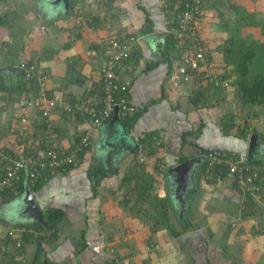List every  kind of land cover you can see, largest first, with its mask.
<instances>
[{
	"label": "crops",
	"instance_id": "obj_1",
	"mask_svg": "<svg viewBox=\"0 0 264 264\" xmlns=\"http://www.w3.org/2000/svg\"><path fill=\"white\" fill-rule=\"evenodd\" d=\"M19 1L20 4L0 12L10 11L9 20L21 14L22 21L21 26L11 22L0 26V38L3 39L0 67L17 68L15 58L20 51L21 59L31 61L49 75L47 87L52 92L74 94L85 92L90 85L94 87L99 83V69L107 56V39L129 33L141 38L137 45L141 50L137 52L135 47L128 61L134 66L128 97L141 110L129 133L133 140L118 134L117 127L122 128V125L119 120L113 121V115L92 131L91 145L77 167L44 180L33 191L42 213L49 208H61L65 213L59 237L51 244L42 242L44 253L38 263L54 264L55 261L57 264L64 260L68 264H264V201L256 196L236 193L225 183L207 184L197 166L190 172L189 193L183 194L184 209L182 200L175 194L176 184L167 180L168 173L154 179L152 184L156 194L161 198L168 197L169 207L164 214L153 206L148 207L149 201L138 203L133 186L121 185L126 174L142 173L134 166L131 145L135 136L144 131L160 132L163 145L159 163L167 170L180 163L178 160L182 155L196 157L199 148H222L248 160L264 161V116L260 115L264 108L256 107L260 109L258 116L245 119V112L240 113V93L234 83L235 76L230 75L233 63L223 62L224 55L220 58L214 52V48L218 51L217 48L224 45V37L215 28L218 19L214 11L218 3L224 4L222 0H203L204 18L197 37L211 54L210 72L214 78L201 79L200 74L196 75L198 82H202L200 85L210 89L199 97L187 96L190 83L178 74L181 64L178 48L165 47L167 36L173 38L172 28L166 22L171 6L169 0H73L75 9L81 10L79 24L74 15L67 14L60 0ZM229 2L239 4V0ZM261 2L264 10V0ZM25 21L27 24L23 26ZM12 28L17 31L8 33ZM55 28L59 29L57 34L52 31ZM28 31L32 36L43 31L47 38H55L51 51L42 55L32 43L21 42ZM13 35L20 39L13 40ZM44 63L48 64L46 68L38 66ZM147 64L150 65L148 68ZM18 71H6L3 75L0 71V85H4L2 89L0 86L1 95L16 99L30 92L20 85ZM172 73L182 77L176 85L171 80ZM225 76L223 82L221 78ZM217 85L223 87L216 91L213 87ZM231 113L240 126L256 129L260 143L252 153L249 152L251 135L243 138L235 136L231 130L229 134L223 132L221 120L229 119ZM29 114L30 121L37 123V114L33 110ZM6 125L7 115L0 113V130ZM47 125L58 147L67 148L87 124L82 118L72 119L53 112ZM97 140L100 147L95 145L97 150H93ZM99 167H105L109 172L96 182L93 178ZM20 194L13 199H19ZM208 199L213 203H207ZM4 202L8 203V200ZM11 208V214L0 216L3 231L18 227L33 232L34 236L43 233V229L27 228L35 220L22 211V205L14 204ZM207 208L213 212L205 213ZM7 222L11 224L6 225ZM70 231L77 233L76 239L68 235ZM6 242L3 247L8 252L16 250V261L30 264L34 260L35 242H30L22 254L17 253L14 244Z\"/></svg>",
	"mask_w": 264,
	"mask_h": 264
},
{
	"label": "built area",
	"instance_id": "obj_2",
	"mask_svg": "<svg viewBox=\"0 0 264 264\" xmlns=\"http://www.w3.org/2000/svg\"><path fill=\"white\" fill-rule=\"evenodd\" d=\"M101 1V0H98ZM107 1V0H106ZM110 1V0H108ZM167 24L172 28L174 46L180 52L181 64L179 72L185 71L195 75L203 72V78L212 80L210 72L212 61L208 49L203 47L197 30L204 18L203 0H169ZM81 10H75V21L80 23ZM141 38L136 35L111 36L107 39V56L103 60L96 85H90L85 92L67 93L52 92L47 87L48 75L37 71L33 63L21 60L18 68L24 80L29 84L36 77L38 89L16 99L3 98L0 94V113L7 115V135L0 140V197L7 188L23 181L24 186L34 184L38 179H49L75 167L79 154L87 150L91 143L92 131L114 115L127 118L138 110L128 97V89L132 81L133 65L129 61ZM202 74V73H201ZM96 87V89H94ZM94 89V90H93ZM92 90L94 92H92ZM33 110L39 119L49 120L53 112L72 119L82 118L86 127L80 131L78 140L67 148L56 149L53 135L46 130L42 137L34 135L35 122L30 121L29 112ZM34 124V125H33ZM161 143V139L157 144ZM8 148V149H6ZM59 148V147H58ZM210 160L204 170V178L212 179L214 166L224 169L215 177L216 182L226 181L234 184L240 193L248 191L258 200L264 201V161H247L245 158L229 150L213 149L204 156ZM136 159L139 163L146 160L142 146H138ZM224 171V179L221 174ZM23 228L10 227L0 230V244L3 247L5 236L14 240L15 249L21 247ZM4 240V241H3ZM128 264V262H124Z\"/></svg>",
	"mask_w": 264,
	"mask_h": 264
},
{
	"label": "trees",
	"instance_id": "obj_3",
	"mask_svg": "<svg viewBox=\"0 0 264 264\" xmlns=\"http://www.w3.org/2000/svg\"><path fill=\"white\" fill-rule=\"evenodd\" d=\"M1 1V0H0ZM106 2V1H103ZM69 3V9L67 11V14L69 15H75V7L74 5V1L73 0H68ZM230 9H234L235 5L231 4L229 5ZM12 13L10 11L4 12V13H0V26H6L8 25V21L11 18ZM250 16V14L248 15ZM264 18V17H263ZM76 24V23H75ZM243 26H247V27H259L260 29L264 30V25H258V22L256 21V18L254 17H249L248 20H244L243 21ZM78 25L76 24V27ZM79 27V26H78ZM146 30H149L148 28ZM262 33H264V31H262ZM261 32H259V35H262ZM130 34V33H129ZM128 34V35H129ZM262 42H260V44H258V47H255V45H247V43H245V41H243L242 39H237L235 36L227 39L226 41H224V45H223V55H224V61L227 63H233L232 69H231V74H233L235 76V80L234 83H236L237 85V90H239L240 93V102H241V114L243 115V112H245V119L247 118H252L254 116H258L259 114V110L256 107H262L261 109L264 108V63H262V60L264 61V39H261ZM175 41L173 40L172 37L167 36L166 42H165V47L167 48H171V46H174ZM203 47L208 49L205 43H202ZM255 44V43H254ZM137 47V46H136ZM136 49V48H135ZM139 50H141V48L137 47V52H139ZM136 52V54H137ZM209 55L210 52H208ZM171 57V56H170ZM138 58V57H136ZM168 59V58H167ZM209 59H212V57L210 56ZM24 60L27 61L25 59H20L19 61ZM213 63V60H211ZM223 61V62H224ZM28 63H32L31 61H27ZM128 61H125V63H127ZM257 63H261V64H257ZM128 64V63H127ZM19 66V63L17 65V68ZM150 65L147 64L146 68H148ZM211 68V66H210ZM18 73L20 76V79L22 82H20V85H23L22 87L25 88V90H27L29 87L27 86L29 83L24 80L23 77V73L22 71L18 68ZM213 70V68H212ZM202 73V74H201ZM200 73V77L201 79L203 78V72ZM49 77V75H48ZM219 77V76H218ZM230 77V76H229ZM221 78V77H220ZM228 78V77H227ZM221 80L224 82L226 81V76L224 77V79L221 78ZM208 85V84H207ZM1 89L4 87L3 84L0 85ZM97 87H99L100 89V85L99 83L96 84ZM30 89H32V91H36L38 89V83L36 80V77H33L30 80ZM219 87H223V85H217L215 88L216 91H219L218 88ZM206 87L199 85L198 89L193 91L195 92L194 96L195 97H199L201 95H203L204 92L208 93V91L210 89H206ZM6 89V87H5ZM19 92L21 91V89H18ZM18 92V93H19ZM3 98H10L6 95H2ZM258 110V111H257ZM234 113H231V116L229 119H225V121H223V125H222V130L224 133L229 134L230 130L231 132L237 136V137H243V138H248L251 134L255 133V128H250L245 125L244 127L240 126L239 124L236 123L235 118L233 117ZM141 115V110L139 111V109L134 113V115L121 119L119 118V123L122 125V128L120 127V130L122 131V134L125 135L126 137L129 136V138H131V136L129 135L130 132H132L133 127L136 123V121L138 120L139 116ZM42 121H44L42 123ZM247 121V120H245ZM8 122V120H7ZM35 123L36 126L34 125V135L37 137H42L43 134H45V131L48 130V125H47V119H36ZM7 135V127H5V129L3 130L2 136H0V138H2L3 136ZM136 139L134 138L135 142L133 141L132 145H131V149L133 150L134 153V157L133 159V163L135 165H137L138 168H140V172L142 171V173H130V174H126V177L123 178L121 185H123L124 183H126L125 185L129 186H133V190L136 191L137 194V202L138 203H142L145 200L149 201V206L151 207L153 206L154 208L158 209L157 211L160 212L163 211L164 214H167V210H168V197H159L156 194V190L153 187V181H155L154 179H157L158 177H162L164 176V174H167V169L165 168V166L160 165V159H161V155H159V152H161V146L163 145V142L157 144V141L159 139H161L162 137L160 136V132L159 131H144L142 132L140 135L135 136ZM78 136L77 139L78 140ZM132 139V138H131ZM133 140V139H132ZM73 144V143H72ZM91 145V144H90ZM59 145L56 144V149L59 151L60 148H58ZM72 146V145H71ZM138 146H142V150L144 155L146 156V160L139 163L136 159V154L138 152ZM8 149V148H6ZM213 149H221L222 148H199L198 151L196 152L197 156L201 157V162L199 164H196L195 166H198V170L200 171V173H202V176H204V170L205 168L209 165L210 160H208V158H205V154L207 152H209L210 150ZM84 153L85 150L81 151L79 154V163L83 161L84 159ZM156 154V155H155ZM188 158H190L189 155H182L179 158V162H183L185 160H187ZM149 160H152L151 162ZM247 161H256V162H260L261 160H255V159H246ZM78 163V164H79ZM169 166V165H168ZM72 167V166H71ZM215 168L212 171V179H206V183L214 186L217 184H228V186H230L231 188H233L235 190L236 193H240L238 191V188L235 187L234 184L228 183L226 181H221V182H216L214 179L215 177L219 174L220 171H222L224 169L223 166H214ZM146 168H148L146 170ZM168 168V167H167ZM105 167H99L97 169L96 172V177L94 175L95 179L94 181L98 182L99 179H101L102 176H107L108 173H105ZM105 171V172H104ZM3 171L0 168V174ZM98 172H102V175L99 174ZM115 172V171H114ZM128 175V176H127ZM156 176V177H155ZM221 178L222 180L224 179V171L221 174ZM45 179H38L34 184H28V187L31 191H36L41 183L44 181ZM24 183L23 181L20 183H17L15 186L7 188L6 190H4L2 192V196L0 197V203L10 200L13 197H15L16 195L20 194L23 192L24 190ZM128 190V188H127ZM262 190H264V180L262 182ZM189 192L186 191L185 194H188ZM191 193V192H190ZM244 194H246L247 196L251 195L248 191H246ZM150 198V199H149ZM168 206V207H167ZM152 208V207H151ZM65 213L61 208H49L47 210L44 211L43 213V218H44V222H40L35 220V222L32 225L27 226V228H33L34 230H41L43 229V233H38L37 235L34 236L33 232H25L22 236H21V247L18 252L25 253V249L27 247V245L30 242H35L36 243V251H35V255H34V260H32V262H30V264H39L38 260L40 259L42 253H44L43 247H42V242L44 241L47 244H51L52 242H54L58 237H59V231H60V223L61 220L63 219ZM175 215V217H179L178 214H173ZM1 230H3L1 228ZM175 232V231H174ZM177 233V232H176ZM179 233V232H178ZM177 233V234H178ZM4 241V240H3ZM7 241V242H6ZM5 242L8 244V242H11L13 244L14 240L10 239V237H7V235L5 236ZM1 247V244H0ZM5 248V249H4ZM4 249V250H3ZM15 249V248H14ZM15 251L13 252H8L6 247H1L0 248V264H22L19 261H16L14 259V255L16 254ZM15 253V254H14ZM19 254V253H18ZM112 264H118L113 262Z\"/></svg>",
	"mask_w": 264,
	"mask_h": 264
},
{
	"label": "rangeland",
	"instance_id": "obj_4",
	"mask_svg": "<svg viewBox=\"0 0 264 264\" xmlns=\"http://www.w3.org/2000/svg\"><path fill=\"white\" fill-rule=\"evenodd\" d=\"M218 1H220V0H218ZM261 1L262 0H239V4H235V3H238V2H233L234 5H235L234 9H230L229 5L233 4V3H230V2L229 3H224L223 5L221 3H218L217 6H215L216 9H214V11L216 12L215 14H217L216 17L218 19V21L215 22V24H216L215 28H218V32H220V34H222V36L224 37V41H226L227 39L235 36L237 39H242L243 41H245V43H247V45H252V46L255 45V47H258V44H260V42H262L261 39H264V33H262V31H264V30L260 29L258 26L257 27H252L250 29L249 28H244L242 24H243V21L244 20H248L249 17H253V18L255 17L256 21L258 22V25H261V26L264 25V18H263L264 17V13H263L264 10L262 9V2ZM18 2H19V4L21 3L19 0H1L0 1V12H1V10H5L7 8L11 9V6L14 7L15 4H18ZM24 2H26V0H24ZM240 3H242V4H240ZM28 5H30V4H28ZM19 10H21V8ZM249 14H250V16H248ZM20 15L21 14H19L16 17V19L9 20L8 22H11V23H13L15 25H20L21 26V22L22 21H21V16ZM65 16L67 17V15L64 14V17ZM26 22L27 21L22 23L23 26L27 24ZM69 23H70V19L67 18L66 19V24L69 25ZM202 24H203V22H202ZM34 27L35 26L33 25V29H34ZM56 28H58V26H56ZM56 28L53 29L52 31L57 34L59 29H56ZM16 29L17 28H15V29L12 28V29H10L8 31V33H12L13 31L16 32L17 31ZM259 32H261L263 34V36L259 35ZM16 35L11 36V38L13 40H15V41H16V39H20ZM54 40H55V38H51V37L47 38V36L44 35L43 31L39 32V33L36 32V33L33 34V36H32L31 31H28V33L22 37V41L21 42H23L25 45H29V44L32 43L34 46H36V48H39L41 50V54L42 55H46L48 51H51L50 47H51V44L54 43ZM1 41H3V39L0 38V44H1ZM10 44H11V42H10ZM220 47H222V46H220ZM220 47L217 48L218 51H216V48H214V52H216L218 57L222 58L223 50ZM18 53H20V51H18ZM18 53L17 54L15 53L16 54L15 64H17V65L20 62L19 60L21 59V56L23 57V55H20ZM70 59L71 58H68L67 60H70ZM261 60H262V63H264L263 59H261ZM222 61H224V59ZM257 64H261V63H257ZM45 65H48V64L44 63V64H41V65H38V66L41 67V68H46ZM262 65H264V64H262ZM36 70L37 71H41L42 69H40V68H38L36 66ZM5 72L6 71H3L1 74L3 75V74H5ZM178 74L182 75L183 79L188 80V82L190 83V85H189L190 88L188 89L189 92H188L187 96L188 97L189 96H191V97L194 96L195 92H193V90H196L202 82L201 81L198 82V79L196 78L197 76L195 75V77H194V74L188 73V71H185L182 74L178 72ZM178 74H173L171 76V80L175 81L174 82L175 85L178 84L179 79L181 80V78H182L181 76H177ZM53 75L54 76H58V75H55V74H53ZM260 115L264 116V112L261 111ZM219 118H221V117L219 116ZM219 118H218V121H219ZM223 121H225V117L222 118L220 126L223 125ZM117 130H118V134H122V131L120 130V128L117 127ZM1 131L3 132V130H0V132ZM99 143H100L99 140L94 141L93 150H97L96 146H99ZM120 162H123V161H120ZM134 166L137 167V165H135V164H134ZM105 171H104L105 173L109 172L108 169H106ZM96 172H97V170H96ZM98 173L102 175V172H98ZM198 198L201 199L200 195H198ZM9 202H11V199L8 200V203ZM206 202L211 204V203H213V200L209 201V199H208V200H206ZM8 203H5V202L0 203V216L1 217L5 216V214H11L13 212L12 208H10ZM209 204L207 206H209ZM10 205L13 206L14 202L11 203ZM208 211L209 212H213V211H210L209 208H207L205 210V213H207ZM203 215L206 216L207 214H203ZM8 224H11V223L7 222L6 225H8ZM0 230H1V228H0ZM76 234L77 233H75L74 231H70L68 233V235H70L72 238H75V239H76ZM54 264H56L55 261H54ZM57 264H68V263H66L64 260H61V261H58Z\"/></svg>",
	"mask_w": 264,
	"mask_h": 264
},
{
	"label": "water",
	"instance_id": "obj_5",
	"mask_svg": "<svg viewBox=\"0 0 264 264\" xmlns=\"http://www.w3.org/2000/svg\"><path fill=\"white\" fill-rule=\"evenodd\" d=\"M62 2V7L65 9V11H68L69 9V3L68 0H60ZM228 0H222L223 3H227ZM16 67H0V71H15L17 72ZM118 120L117 118V108L114 111L113 121L116 122ZM260 141H258L257 134L253 133L251 134L249 138V152L252 153L254 149L259 145ZM201 162V157H191L183 162L178 163L177 165H174L169 168L167 171L168 177L167 180L170 182H174L176 184L175 187V194L176 197L182 200V206L183 209L185 207V199L183 197V194H185L186 191L189 190V187L191 185L190 181V172L191 170L195 169V165L199 164ZM173 179V180H172ZM172 182V184H173ZM19 199L14 200L11 199V202L8 203V205L11 208V203L22 205V211L26 212L29 217H32V220H37L40 222H44L43 213L36 201V198L33 194V192L27 187H24L23 192L18 196ZM183 209L180 211V215L182 214ZM18 217V216H15ZM16 220V219H15ZM13 224V221L11 222ZM18 223V221L16 222ZM14 223V224H16ZM44 264H49L47 261Z\"/></svg>",
	"mask_w": 264,
	"mask_h": 264
},
{
	"label": "clouds",
	"instance_id": "obj_6",
	"mask_svg": "<svg viewBox=\"0 0 264 264\" xmlns=\"http://www.w3.org/2000/svg\"><path fill=\"white\" fill-rule=\"evenodd\" d=\"M17 69H18V68H17ZM118 120H119V119H118ZM91 139H92V137H91ZM90 144H91V143H90ZM90 144H89V147H90ZM89 147H88V148H89ZM88 148H87V150H88ZM87 150H86V151H87ZM86 151H85V153H86ZM85 153H84V154H85ZM78 163H79V161H78ZM78 163H77V165H76L75 167H77V166L80 164V163H79V164H78ZM72 168H74V167H71L70 169H72ZM27 187H28V186H27ZM28 188H29V187H28ZM32 192H33V191H32Z\"/></svg>",
	"mask_w": 264,
	"mask_h": 264
}]
</instances>
